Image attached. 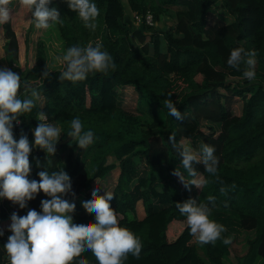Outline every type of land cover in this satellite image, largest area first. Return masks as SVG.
I'll list each match as a JSON object with an SVG mask.
<instances>
[{
	"label": "trees",
	"instance_id": "trees-1",
	"mask_svg": "<svg viewBox=\"0 0 264 264\" xmlns=\"http://www.w3.org/2000/svg\"><path fill=\"white\" fill-rule=\"evenodd\" d=\"M125 0L139 22L132 23L121 0H92L99 16L95 31L84 26L65 0H51L49 8H57L63 24H54L63 48L93 47L100 43L102 51L113 58L115 69L107 74L95 73L76 83L60 81L63 70L46 68V48L37 40L33 62L21 70L18 97L32 98L34 108L14 123L13 137L17 141L26 135L31 146L28 179L39 181L38 173L47 170L66 172L72 192L63 198L76 205L71 214L73 223H95L82 202L94 180L104 179L117 167L118 174L110 201L119 226L129 229L142 245L140 258L129 254L124 264H230L227 245L217 240L215 245H199L190 235L186 217L176 208L177 203L191 199L173 173L177 164L182 174L191 177L180 166V155L169 136L177 144L182 138L198 140L200 145L214 147L218 159V174L210 176L203 164L193 167L209 183L198 188L194 199L207 204L211 220L227 229L222 237L234 230L250 228L254 236L247 240V249L235 257V264H264V0ZM219 1L232 17L228 23L208 18L206 7ZM172 9V28H157L161 7ZM149 12L155 25L144 23ZM9 63L15 66L17 42L8 23L1 24ZM255 51L256 78H243L240 70L231 68L227 60L233 49ZM200 76V80L195 79ZM130 87L136 94L135 112L124 109L119 92ZM35 90L38 98L28 96ZM171 99L183 119L169 115L163 106ZM236 100L241 102L238 115L233 114ZM47 114L48 122L60 128L55 155L34 144V129L40 121L37 113ZM79 117L83 131L94 133L93 143L85 149L67 135L70 122ZM208 124L206 131L201 123ZM107 157L111 160L107 162ZM142 163V170L138 169ZM221 187L226 189L221 193ZM215 197L214 205L208 197ZM42 191L20 209L6 198H0V264H8L4 245L12 233L8 230L10 216H20L29 209L41 212V201L48 199ZM140 201L143 217L137 218L136 202ZM175 221H185L174 239H167V227ZM198 249L203 254L201 257ZM88 264H98L87 251L82 257Z\"/></svg>",
	"mask_w": 264,
	"mask_h": 264
},
{
	"label": "clouds",
	"instance_id": "clouds-1",
	"mask_svg": "<svg viewBox=\"0 0 264 264\" xmlns=\"http://www.w3.org/2000/svg\"><path fill=\"white\" fill-rule=\"evenodd\" d=\"M68 8L76 12L84 26L95 31V23L99 16V9L92 0H65ZM51 0H19V5L31 13L30 22L37 29H48L52 24H63L57 8H49ZM11 0H0V24L12 19ZM102 45L94 47H69L63 55L54 57L55 63L63 66L59 80L72 83L85 80L88 75L104 73L115 69L113 58ZM255 51L246 52L243 48L233 49L227 60L231 68L240 70L243 64V78L252 81L256 78ZM48 66L42 73L43 78L50 75ZM21 87L20 75L7 67L0 68V198H6L20 209L27 207L29 201L43 192L48 199L41 201V212L29 209L24 216L13 212L10 216L8 236L4 245L8 264H88L82 254L90 251L98 264H124L129 254L136 259L140 258L142 245L139 239L129 229L119 226L115 211L110 206L114 198L113 193L105 192L98 195L99 188H93L91 198L82 202V207L90 214H94L95 223H73L72 213L76 205L63 198L72 192L69 175L64 171L47 170L38 173L39 181L29 180L31 152L30 142L26 135H21L17 141L13 137L14 123L20 122L24 113H30L34 108V100H21L18 92ZM32 97H38L33 90ZM164 100L163 106L169 110V115L177 120L183 116L170 98ZM40 121L34 129V144L44 150L47 155H55L56 144L60 137V128L48 122L47 114L37 113ZM70 131L67 135L77 141L80 149L87 148L93 143L94 133L91 130L83 131L79 117L70 122ZM169 141L180 155V166L191 179H186L179 168L173 171L186 189L191 190L194 185L202 188L209 180L198 178L194 164H203L204 171L210 176L218 174V159L214 156V147L202 144L199 151L193 150L183 142L176 143L175 136L170 135ZM221 193L226 189L221 187ZM209 203H215V197H208ZM176 208L186 217L190 235L199 245H215L222 240L224 245L232 243V238L222 237L227 229L224 225L209 218L210 208L207 204L198 203L189 199L184 203H177ZM3 230H0L2 236Z\"/></svg>",
	"mask_w": 264,
	"mask_h": 264
},
{
	"label": "rangeland",
	"instance_id": "rangeland-1",
	"mask_svg": "<svg viewBox=\"0 0 264 264\" xmlns=\"http://www.w3.org/2000/svg\"><path fill=\"white\" fill-rule=\"evenodd\" d=\"M157 5L159 2L154 0ZM125 13L131 18L134 25L138 24V18L134 13H131L125 3V0H121ZM10 7L12 9V19L9 24L16 37L17 42V59L16 63L10 65L9 53L5 50V39L3 37V30L0 24V68L7 67L8 69L21 70L26 67H30L33 62L35 43L37 40H42L46 48V62L49 70H57L61 65L55 63L54 57L63 55L66 50L63 48L62 40L58 36L57 29L54 24L50 25L48 29H37L33 23L30 22L31 13L19 5V0H11ZM161 7V6H160ZM208 18L219 19L224 23H228L232 20V17L224 10L219 1L210 4L206 7ZM175 22V15L172 9H165L161 7V11L158 13V20L156 23L157 28L165 29L167 27L172 28ZM197 81L200 80V76H196ZM32 96V95H31ZM119 104L126 110L135 112L136 94L130 87H125L119 92ZM241 102L236 100L233 105V114L238 115L240 111ZM208 124L201 123L200 128L206 131ZM183 142L185 145L191 147L193 150L199 151L200 143L196 139L182 138L179 143ZM107 162L111 159L107 157ZM179 168L177 164H174L173 171ZM138 169L142 170V163H138ZM186 179L187 175L183 174ZM116 177V170L113 169L110 173L101 180H94L90 184V192L93 188H99L98 194H102L105 190H109L114 184ZM198 178L201 176L198 174ZM177 183L182 186L179 178L175 176ZM186 189V188H185ZM191 197L194 199L198 188L194 185L191 186V190L186 189ZM139 211L142 209L138 206ZM185 221H175L168 225L166 234L167 239H171L177 232H179L184 225ZM232 238V243L227 245V261L230 264H235V257L242 255L247 249V240L254 236V232L250 228H243L234 230L226 235ZM198 253L203 257L202 252L198 249ZM1 258V257H0ZM256 264V263H255ZM260 264V263H257Z\"/></svg>",
	"mask_w": 264,
	"mask_h": 264
},
{
	"label": "crops",
	"instance_id": "crops-1",
	"mask_svg": "<svg viewBox=\"0 0 264 264\" xmlns=\"http://www.w3.org/2000/svg\"><path fill=\"white\" fill-rule=\"evenodd\" d=\"M32 94V93H31ZM31 94H29L28 96H30L31 97ZM38 98V102L40 101V99H39V97H37ZM113 169H115L116 170V177H117V174H118V169H117V167H114ZM112 169V170H113ZM111 170V171H112ZM116 177H115V179H114V182H115V180H116ZM90 188L87 190V193H89L90 191ZM92 192V191H91ZM138 206H141L142 207V205H141V202L140 201H137L136 202V205H135V213H136V216H137V218H142L143 217V215H144V213H143V209H141L140 211H139V209H138ZM179 232H177L171 239H169V240H172V239H174L175 238V236L178 234ZM167 235V234H166ZM168 236V235H167Z\"/></svg>",
	"mask_w": 264,
	"mask_h": 264
},
{
	"label": "built area",
	"instance_id": "built-area-1",
	"mask_svg": "<svg viewBox=\"0 0 264 264\" xmlns=\"http://www.w3.org/2000/svg\"><path fill=\"white\" fill-rule=\"evenodd\" d=\"M138 18V17H137ZM143 20H144V23L148 26H152V25H155L154 21L152 20L151 18V14L149 12H147L144 16H143ZM138 22H139V19H138Z\"/></svg>",
	"mask_w": 264,
	"mask_h": 264
}]
</instances>
